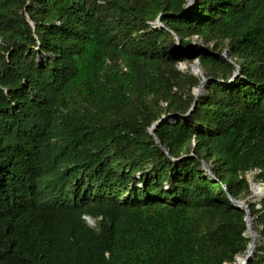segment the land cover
<instances>
[{
    "label": "trees",
    "instance_id": "trees-1",
    "mask_svg": "<svg viewBox=\"0 0 264 264\" xmlns=\"http://www.w3.org/2000/svg\"><path fill=\"white\" fill-rule=\"evenodd\" d=\"M187 2L0 0V264L246 255L229 196L264 183V0ZM249 208L264 264V197Z\"/></svg>",
    "mask_w": 264,
    "mask_h": 264
},
{
    "label": "water",
    "instance_id": "water-1",
    "mask_svg": "<svg viewBox=\"0 0 264 264\" xmlns=\"http://www.w3.org/2000/svg\"><path fill=\"white\" fill-rule=\"evenodd\" d=\"M193 3H194V0H188V2L185 4V7H184V9H183V11H182V15H183L184 13H187V12L190 10V8L192 7ZM28 19L30 20L29 17H28ZM156 22H157L158 26H163L160 17L157 19ZM31 25L34 27V23H33L32 21H31ZM177 42H178V47L181 48V43H180V39H179V38H177ZM203 48H204V51H205L206 53H209V54H218V53H216V52H211V51L208 50V48H206V47H203ZM240 70H241L240 67L237 65V69H236V71L234 72V74H233V76H232V78H231V81H234V80H235V78L239 75ZM208 79H209V78L202 76L199 85H198L196 88H194V90H193V94H194V96H195V99H194V101H193V104H192V107H191L190 111H191V110L194 108V106L196 105V103H197V101H198V99H199V97H200V94H201V92H202V89H203V87L205 86V84H206V82H207ZM174 117H175L174 114H170V115H164V116H162L159 120H157V121L151 126V128H150V130H149V131H150V134H151L152 136H154V138H155V140H156V143H158L161 147H162V143L160 142L159 138L155 136L154 131L156 130V128H157L161 123H165L166 121H169V118H174ZM163 150L167 153L168 156H170V151H169V149L163 147ZM202 163H203V169L206 171V173L210 174V175L214 178L215 175H214V173L212 172V170L210 169L209 165H208L206 162H204V161H203ZM250 189H252V186H250ZM229 197H230V199H231L233 205H235L238 209L244 210L245 213H246V215H245V221H246L247 230H246V232L244 233V235L250 237V238H251V241H250L249 244H248V248H247V251H246V255H245V257H244V262H243V264H248L249 261H250V259L253 257V255H254V253H255V250H253V249L251 248V246H252V242H253V240H254V237L257 236L258 240L260 239V235H259L255 230H253V232H251V225H252V224H251V221H253V217L251 216V210H250V208H249V203H248V201L252 199L253 195H249V196L246 197L245 199H235V198L232 197V196H229ZM88 222H89V220H88ZM249 234H251V235L249 236ZM258 240H257V241H258ZM236 260H237V257H236Z\"/></svg>",
    "mask_w": 264,
    "mask_h": 264
},
{
    "label": "rangeland",
    "instance_id": "rangeland-1",
    "mask_svg": "<svg viewBox=\"0 0 264 264\" xmlns=\"http://www.w3.org/2000/svg\"><path fill=\"white\" fill-rule=\"evenodd\" d=\"M192 39H193V41H194V44L195 45H197V44H202L201 42H200V40L198 39V37L197 36H193L192 37ZM202 46L203 47H205L203 44H202ZM222 55L224 56V57H226V58H228V56H227V52L226 51H223V53H222ZM179 69H181V70H187V69H190V71H192L193 73H195V74H200V75H202V76H204L205 77V75H204V72H203V69H202V67H201V64H200V62L198 61V59H193L192 61H190V60H187V61H183V62H180L179 63ZM198 67V69L196 70L195 69V67ZM196 88V87H195ZM204 88V87H203ZM194 90V89H193ZM203 90V89H202ZM254 174H255V171H252V172H248L247 174H246V178L248 179V181L250 182V186H252L253 184H256V185H260L261 187H264V183H261V182H256L255 180H254ZM251 192H252V189H251ZM251 195H253V192L251 193ZM264 197V195H262L259 199H251V200H249L248 201V203L250 204V203H252V204H256V203H258L259 202V200L261 199V198H263ZM243 199H245V198H243ZM89 220V224L90 225H92V226H94L95 225V220H93V219H91V218H87V221ZM93 220V221H92ZM92 223H91V222ZM256 217H253V229L259 234V232H258V229L256 228ZM237 263V260H236V262L235 263H233V264H236Z\"/></svg>",
    "mask_w": 264,
    "mask_h": 264
},
{
    "label": "bare ground",
    "instance_id": "bare-ground-1",
    "mask_svg": "<svg viewBox=\"0 0 264 264\" xmlns=\"http://www.w3.org/2000/svg\"><path fill=\"white\" fill-rule=\"evenodd\" d=\"M195 69L197 70L198 67L196 66ZM252 192H253V197L252 199H259L262 195H264V187H261L260 185H256V184H253L252 185ZM93 221V220H92ZM91 222V221H90ZM92 223V222H91ZM251 232H253V221H251ZM251 234H249L250 236ZM258 238L257 236L254 237V240L252 242V246L251 248L253 250H256L255 247H256V242H257ZM244 255H239L237 256V263L236 264H243L244 262Z\"/></svg>",
    "mask_w": 264,
    "mask_h": 264
}]
</instances>
